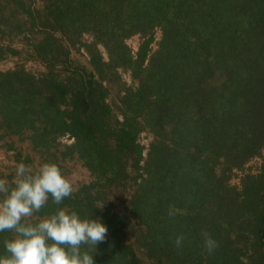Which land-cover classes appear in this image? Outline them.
Masks as SVG:
<instances>
[{
  "label": "trees",
  "instance_id": "obj_1",
  "mask_svg": "<svg viewBox=\"0 0 264 264\" xmlns=\"http://www.w3.org/2000/svg\"><path fill=\"white\" fill-rule=\"evenodd\" d=\"M136 34L147 39L133 53ZM80 48L89 68L73 58ZM10 57L19 63L0 71V144L26 174L38 170L19 143L64 176L76 161L90 177L27 223L59 208L102 219L110 238L91 249L96 264H264V0H0V62ZM119 69L134 84L122 86L121 120L108 103ZM145 131L155 135L147 155ZM255 158L258 173L233 185ZM14 235L0 232V255Z\"/></svg>",
  "mask_w": 264,
  "mask_h": 264
},
{
  "label": "clouds",
  "instance_id": "obj_2",
  "mask_svg": "<svg viewBox=\"0 0 264 264\" xmlns=\"http://www.w3.org/2000/svg\"><path fill=\"white\" fill-rule=\"evenodd\" d=\"M12 185L0 181V232L15 235L4 242L0 264H96L98 246L106 241L108 226L100 218H83L75 211L59 208L37 223L25 218L39 211L51 197L61 205L73 188L57 164L46 162L36 174H26V166L16 168ZM181 238H177L179 246ZM209 256L216 252L210 238L204 241Z\"/></svg>",
  "mask_w": 264,
  "mask_h": 264
},
{
  "label": "rangeland",
  "instance_id": "obj_3",
  "mask_svg": "<svg viewBox=\"0 0 264 264\" xmlns=\"http://www.w3.org/2000/svg\"><path fill=\"white\" fill-rule=\"evenodd\" d=\"M40 6V4H38ZM163 38V32L161 29H156L153 32V43L151 45V53L153 54L159 49V44L162 41ZM147 38L136 34L129 39L126 40V45L133 51V53H136L139 48L144 44L145 40ZM93 38L90 35H85L82 39V42L85 44L92 43ZM15 48L22 49L23 43L22 39H17L12 43ZM81 51L79 52H73V58L78 61L82 66L90 67L89 64V56L85 50V48H80ZM99 49L102 51L103 56L108 59L107 52L103 46H99ZM23 62V61H20ZM19 63V59L15 57L7 58L4 61L0 62V71H6L9 69L14 68ZM26 67L33 71V72H39L42 71L43 68L34 62H26ZM119 74L121 77L120 85L116 87H111V94L108 98V103L112 106L113 112L116 116H119V119L121 120L122 117L120 115V112L118 110L120 106V100L125 95L124 89H122L123 85H126L127 87L133 86V80L131 78V75L129 72H126L122 69H119ZM155 135L150 131L142 132L139 137V142L142 146L145 147V154L147 155V152L149 150L150 145L154 142ZM62 145H70L72 144L73 140H71L68 137H64L59 139V141ZM18 148L22 151V153L25 156H31L33 158V163L28 166L29 171L38 170L40 169L41 165L44 163L43 159L34 154L28 147L27 144H17ZM15 154L13 152H7L5 148H3L2 144H0V174L1 175H8L11 173H16L17 163L14 158ZM261 165V159L255 158L252 161H250L248 164L245 165L244 171H235L234 179L232 180V184L238 186L240 184V179L242 177V174L245 172H252L254 174H257L259 171V167ZM63 166L65 168V177L70 181L71 184H78L83 182H88L90 177L89 173L82 167V165L76 161L72 162H66L63 163ZM107 238H110V234L107 233Z\"/></svg>",
  "mask_w": 264,
  "mask_h": 264
}]
</instances>
